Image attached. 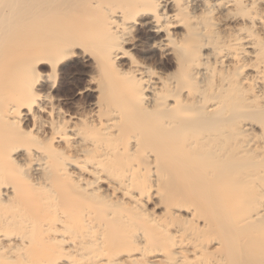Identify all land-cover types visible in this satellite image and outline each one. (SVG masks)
Masks as SVG:
<instances>
[{
    "label": "bare ground",
    "instance_id": "bare-ground-1",
    "mask_svg": "<svg viewBox=\"0 0 264 264\" xmlns=\"http://www.w3.org/2000/svg\"><path fill=\"white\" fill-rule=\"evenodd\" d=\"M0 264H264V0H0Z\"/></svg>",
    "mask_w": 264,
    "mask_h": 264
},
{
    "label": "rangeland",
    "instance_id": "rangeland-1",
    "mask_svg": "<svg viewBox=\"0 0 264 264\" xmlns=\"http://www.w3.org/2000/svg\"><path fill=\"white\" fill-rule=\"evenodd\" d=\"M75 94V95H74ZM73 95H72V98H73V102L75 103V105L77 104V106L79 105V106H81V105H84V103H85V101L83 100V99H81L80 97H78L77 95H76V93H74Z\"/></svg>",
    "mask_w": 264,
    "mask_h": 264
}]
</instances>
